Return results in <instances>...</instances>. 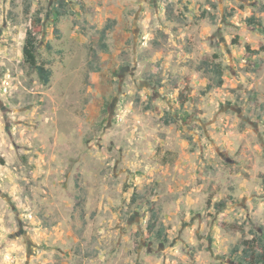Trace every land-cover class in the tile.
<instances>
[{
    "label": "rangeland",
    "instance_id": "obj_1",
    "mask_svg": "<svg viewBox=\"0 0 264 264\" xmlns=\"http://www.w3.org/2000/svg\"><path fill=\"white\" fill-rule=\"evenodd\" d=\"M254 233L264 0H0V264H244Z\"/></svg>",
    "mask_w": 264,
    "mask_h": 264
},
{
    "label": "trees",
    "instance_id": "obj_2",
    "mask_svg": "<svg viewBox=\"0 0 264 264\" xmlns=\"http://www.w3.org/2000/svg\"><path fill=\"white\" fill-rule=\"evenodd\" d=\"M247 24H253L251 18L247 19ZM41 25V13L40 10H36L30 19V28L25 33L24 45L22 48V58L24 64L32 71H34L38 77V80L43 84L47 85L50 81L51 71L44 65L38 63L36 55V32L39 31ZM259 25V24H257ZM113 28L112 22L106 24L100 31L99 36V49L102 52L107 50L105 43V37L107 32ZM205 67L204 70L212 73L215 77V84L220 87L223 84L222 80V67L220 63H209L202 62ZM224 202L219 204L220 208L224 207ZM157 215L155 211L150 207V217L146 225V238H153L157 241L165 242L166 236L163 233V228L156 229ZM242 243V262L244 264H264V237L257 234Z\"/></svg>",
    "mask_w": 264,
    "mask_h": 264
}]
</instances>
